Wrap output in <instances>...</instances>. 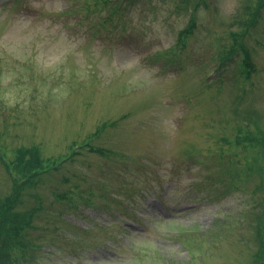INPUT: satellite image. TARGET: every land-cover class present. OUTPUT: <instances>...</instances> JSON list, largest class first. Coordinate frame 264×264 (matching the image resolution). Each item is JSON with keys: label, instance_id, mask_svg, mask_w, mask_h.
Instances as JSON below:
<instances>
[{"label": "rangeland", "instance_id": "obj_1", "mask_svg": "<svg viewBox=\"0 0 264 264\" xmlns=\"http://www.w3.org/2000/svg\"><path fill=\"white\" fill-rule=\"evenodd\" d=\"M105 1L0 8V201L20 188L25 244L8 261L252 264L264 7L248 68L220 58L257 0ZM17 152L42 162L36 183L15 172Z\"/></svg>", "mask_w": 264, "mask_h": 264}, {"label": "trees", "instance_id": "obj_2", "mask_svg": "<svg viewBox=\"0 0 264 264\" xmlns=\"http://www.w3.org/2000/svg\"><path fill=\"white\" fill-rule=\"evenodd\" d=\"M115 1V0H112ZM119 1V0H118ZM129 4H131V0H125ZM135 0H132V3H134ZM201 1V0H199ZM110 0H106L105 3L107 5L111 4ZM113 5V4H112ZM133 5V4H132ZM264 7V0H257V5L253 12H249V17L245 20L244 25L242 26L240 32L237 33H230V38L232 39V46L231 50L228 51L227 49H224L227 51L228 54H226L227 58H220L221 63L228 62L230 58H236L241 57V62L246 65L248 68H253V64H251V57L249 55V52L244 48L243 40L245 39V35L248 32V29L250 27H253L256 23V15L258 13V10ZM197 10V6L193 9V12ZM192 21V19H191ZM189 27L184 28L185 31L183 33L185 35H191L192 29L195 27V21L188 24ZM178 40H180L178 38ZM235 46L240 49V52L238 54L234 53ZM222 53V51H221ZM234 53V56H233ZM221 54L218 56L220 57ZM224 55V52H223ZM236 55V56H235ZM233 56V57H231ZM238 57V58H239ZM250 66V67H249ZM221 68V67H220ZM210 81V80H209ZM212 81V80H211ZM222 79L218 78V83H221ZM214 83L215 80L213 81ZM250 131L248 132V135L252 138L257 139L256 137H253V135H250ZM262 142L264 143V137L261 138ZM18 156L16 157L17 161L14 165L15 172L20 173H26L28 175V178L31 179L30 181L32 183H36V179L33 177H37V173H35V170L42 169V162L35 161V158L33 157V154H28L27 152H23L22 154L17 152ZM25 155L29 158V160H24L23 158ZM27 161L29 165H24V163ZM259 174H264V168H258L257 171ZM21 176V175H19ZM33 178V179H32ZM221 184L223 183L221 180H219ZM264 184V177L263 179L258 183L259 187H262ZM253 197L255 193L258 192V188L256 186L253 188ZM20 192V188L17 189L16 194L7 197V199L4 200V202L0 201V264H19L17 261H8L9 258V251L11 249H15L16 247L20 246L21 248L25 245L22 243V237H21V227L24 224V215L21 216H14L11 209H13V206L18 201V194ZM249 195V194H248ZM247 195V196H248ZM252 202V201H251ZM254 202V200H253ZM264 205L262 202H260V206ZM261 210V213L258 215L257 223L255 225V234L257 238V251L255 252L253 256V263L252 264H264V221H262L260 215L264 214V207L259 208ZM22 217V218H21ZM29 228V227H28ZM263 228V229H262ZM262 229V230H261ZM21 264V263H20Z\"/></svg>", "mask_w": 264, "mask_h": 264}]
</instances>
